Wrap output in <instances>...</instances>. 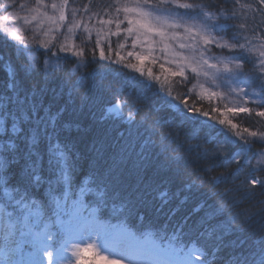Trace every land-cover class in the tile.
Segmentation results:
<instances>
[{
  "label": "snow or ice",
  "instance_id": "snow-or-ice-1",
  "mask_svg": "<svg viewBox=\"0 0 264 264\" xmlns=\"http://www.w3.org/2000/svg\"><path fill=\"white\" fill-rule=\"evenodd\" d=\"M0 21L12 22L0 51L18 65L0 83V264H83L97 244L127 264H264V225L249 232L264 220V147L253 151L264 146V0H10ZM149 92L155 117L141 115ZM104 97L100 120L126 127L115 143L98 132L86 156L65 114ZM165 124L186 130L185 146L170 148L168 133L154 165L151 136ZM193 159L202 174L185 187L210 185L213 198L163 213V191V218L141 214L140 185Z\"/></svg>",
  "mask_w": 264,
  "mask_h": 264
},
{
  "label": "trees",
  "instance_id": "trees-1",
  "mask_svg": "<svg viewBox=\"0 0 264 264\" xmlns=\"http://www.w3.org/2000/svg\"><path fill=\"white\" fill-rule=\"evenodd\" d=\"M80 2L87 3V0H80ZM204 2L207 3L208 0H204ZM0 4H2V0H0ZM115 39L116 38L113 37V41H115ZM77 43H79V41H77ZM113 46L115 47V43L113 44ZM40 59L44 60V59H47V57L40 56ZM106 63L107 62H104V61L100 62V65H97L95 63H90L87 66V68L82 69L77 75H83V74H89V73L95 74V71L101 70V65H104ZM74 66H75L74 62H69L67 65H65V71H67L68 69ZM113 67L119 68L120 66L115 65ZM8 68H12L18 71V65L15 63V61H12L6 58L3 55V52L0 51V83L7 81ZM157 70H158L157 68L154 69V71H157ZM124 71L126 72L128 76H138L139 75L138 73H135L130 69H126ZM39 80H40V77H36L35 80L30 81V83H36ZM40 86H42V84ZM54 86L55 85H51V87H54ZM188 87L190 88L191 85H188ZM177 90H182V89H177ZM128 95H132L133 100L135 99L134 94L129 92ZM110 98L111 97H104V98H99V99L94 98L92 101L88 103V105L84 107L82 112L79 110L80 102L77 99L76 104H75L76 111L73 112L72 107L70 106L69 112L65 114L66 119L77 120L80 122L82 130L79 133H77L76 129L73 128L72 135L73 136L78 135L84 140V143L80 145V149L83 153L86 154V156L92 155L90 151L89 142L98 132H103L104 130H107L113 143H115V141L119 139V132H123L125 130L126 121H124L123 124L117 123L115 125H112V124H106L100 120V115H101L102 110L106 107L111 106L105 103V101ZM125 98H127V96ZM66 99H67V94H65L63 100L60 101V104H62L64 100ZM196 103H197V107H200L202 110H208L210 108V102L207 100L200 101L199 99H196ZM216 103L217 102L212 101L211 105H215ZM140 105L143 108V112L141 113V115H144L145 113H148L149 111H152L154 117L157 114L156 110L159 109L160 107L158 98L155 97L153 93L151 92L146 93L145 96L140 98ZM93 113H95V119L93 118ZM159 115L163 116L164 113L160 112ZM234 123H241V121L234 120ZM243 126L248 127L250 125L248 123H244ZM168 133H172V137H170L168 140V145L170 148H182L185 146L184 141L187 136L186 130L180 127H177L174 124L171 126L167 124L161 125L159 127V134L151 136V139L156 144V146L153 148V156H152L154 165H158L164 159L163 155H161V148L164 144L163 138ZM261 147H264V146L256 145L253 151ZM201 167L202 165L193 159L188 162L187 166L183 168L180 174H176L174 172H168L166 169L161 170V178L157 179L156 183L153 184L151 188H148L146 193L144 192L145 186L140 185V191L144 193L145 199L148 201V207L146 209L141 208V214L147 211L149 217L151 218H160V219L163 218L162 213L157 211V209L162 206V201L160 199V193L163 191H167L169 197H171L170 202L166 205H163V213H168L172 208H174L179 203L180 199H183L184 196H188L189 199L185 205L181 206L182 213L189 211L199 200H202L204 198L211 200L213 198V190L211 189L210 185L205 184L195 194L190 193L189 190L185 187L186 183H188L190 180H195L198 175L202 174ZM235 167L236 165H233L229 169L217 168V170L213 172L212 175H219L221 172H224L225 174H227V172L234 171ZM153 174H154L153 170L150 169L149 175H153ZM132 184L135 185V179L132 180ZM129 190L132 191V189H129ZM39 191H43V190L41 189V190H38V192ZM257 199H264V197H261L258 195ZM246 207H249V206L246 205ZM252 210L255 211L256 209L253 208ZM262 225H264V220L257 218L252 228L249 229V232L258 233ZM91 264H93V262Z\"/></svg>",
  "mask_w": 264,
  "mask_h": 264
},
{
  "label": "rangeland",
  "instance_id": "rangeland-1",
  "mask_svg": "<svg viewBox=\"0 0 264 264\" xmlns=\"http://www.w3.org/2000/svg\"><path fill=\"white\" fill-rule=\"evenodd\" d=\"M8 2H10V0H2V4L8 3ZM19 2L23 3V2H25V0H19ZM47 2L50 3L51 0H47ZM3 23H9L10 24L12 22L11 21H9V22L0 21V24H3ZM23 34L26 37H28L29 39H31V33L24 32ZM156 54L159 55L158 52ZM154 69H156V68H154ZM194 83H195V81H194ZM189 85H191V84H189ZM83 255H84L83 264H91L92 262H93V264H113L114 260H119L120 264H127L126 260H120L119 257L115 256L113 253L108 252L106 249H103L98 244H97V247H95L93 250L86 252Z\"/></svg>",
  "mask_w": 264,
  "mask_h": 264
}]
</instances>
